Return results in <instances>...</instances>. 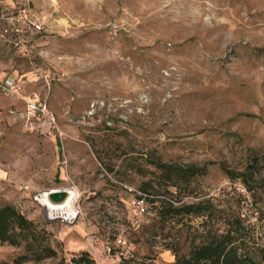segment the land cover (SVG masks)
I'll list each match as a JSON object with an SVG mask.
<instances>
[{
  "label": "rangeland",
  "instance_id": "rangeland-1",
  "mask_svg": "<svg viewBox=\"0 0 264 264\" xmlns=\"http://www.w3.org/2000/svg\"><path fill=\"white\" fill-rule=\"evenodd\" d=\"M27 1L43 29L24 48L0 38V78L21 76L60 134L31 130L10 105L21 100L0 95V205L55 254L24 259L22 245L0 242V264H84L72 260L82 252L89 264H161L234 219L264 264L251 242L264 226V0ZM156 163L204 172L170 185ZM60 187L75 190L70 221L32 200ZM197 201L205 214L158 217L165 202Z\"/></svg>",
  "mask_w": 264,
  "mask_h": 264
},
{
  "label": "trees",
  "instance_id": "trees-1",
  "mask_svg": "<svg viewBox=\"0 0 264 264\" xmlns=\"http://www.w3.org/2000/svg\"><path fill=\"white\" fill-rule=\"evenodd\" d=\"M156 166L166 174L168 180H170V185H176L178 182H187L192 177L204 172L203 166H187L183 168L166 163H156ZM228 176L241 175L228 172ZM163 209L166 212H158V217L161 221L169 218L168 215L170 217L180 214L198 216L206 212L202 201L180 203L178 205L165 202ZM243 232L244 225L238 219H234V223L227 221V227L224 231L205 236L201 241L191 246L186 256L180 255L176 250H173V260L161 264H252L253 261L249 259L244 248ZM40 240L41 231L37 229L30 219L12 204L0 205V242L22 245L27 253L22 255L24 259L37 260L42 257L53 256L55 254L54 250L42 244ZM251 242L264 258V248L253 240ZM85 256L86 254L82 252L78 258L72 260L74 262H84V264L91 263V260ZM123 264L154 263L144 260L131 262L127 260Z\"/></svg>",
  "mask_w": 264,
  "mask_h": 264
},
{
  "label": "built area",
  "instance_id": "built-area-1",
  "mask_svg": "<svg viewBox=\"0 0 264 264\" xmlns=\"http://www.w3.org/2000/svg\"><path fill=\"white\" fill-rule=\"evenodd\" d=\"M6 0H0V38L13 46L21 45L24 48L26 37L30 34H38L42 31L43 26L39 19L28 8V1L21 0L16 2L12 10H8L4 5ZM24 1V2H23ZM116 27H112L113 32ZM43 80L47 81L50 77L47 73L42 75ZM23 84L21 80L15 76H3L0 78V95L5 97H17L21 100L22 109L21 117L27 127L31 130L46 136L59 135L57 130L55 116L52 111L46 106L44 101L40 100L35 94L24 95ZM103 101L99 105L103 106ZM27 189L26 185H23ZM236 190L241 194H247L244 186L237 183ZM43 190L34 192L32 200L41 207L40 196ZM248 200V199H247ZM242 204H247L246 200L241 201ZM140 201H136V205H140ZM142 210V208H140ZM48 219L50 217L46 212ZM254 221L255 218L252 217ZM258 245L264 248V226H261L258 232ZM115 243L121 244V235L115 236ZM106 253H109L110 248L105 247Z\"/></svg>",
  "mask_w": 264,
  "mask_h": 264
},
{
  "label": "water",
  "instance_id": "water-1",
  "mask_svg": "<svg viewBox=\"0 0 264 264\" xmlns=\"http://www.w3.org/2000/svg\"><path fill=\"white\" fill-rule=\"evenodd\" d=\"M69 191V188H67L66 190H64V188H51L43 190L40 196L41 209L43 211V215L46 217V211L48 210L47 207H56L65 204V201L70 196Z\"/></svg>",
  "mask_w": 264,
  "mask_h": 264
},
{
  "label": "bare ground",
  "instance_id": "bare-ground-1",
  "mask_svg": "<svg viewBox=\"0 0 264 264\" xmlns=\"http://www.w3.org/2000/svg\"><path fill=\"white\" fill-rule=\"evenodd\" d=\"M61 188V187H60ZM67 188H64L66 190ZM70 196L62 206L47 207L46 211L50 217H60L61 220L70 221L76 215V211L73 208V199L75 197V190L69 188Z\"/></svg>",
  "mask_w": 264,
  "mask_h": 264
},
{
  "label": "crops",
  "instance_id": "crops-1",
  "mask_svg": "<svg viewBox=\"0 0 264 264\" xmlns=\"http://www.w3.org/2000/svg\"><path fill=\"white\" fill-rule=\"evenodd\" d=\"M6 1H9V4H13V3H16V1L15 0H6ZM5 1V2H6ZM4 76H7V75H4ZM15 77H17L16 75H14ZM11 77V76H10ZM17 78H19L20 80H21V82H22V84H23V87H24V85H25V82L21 79V76L20 77H17ZM1 101V100H0ZM5 101V100H4ZM18 101V100H17ZM6 103V102H5ZM4 103V104H5ZM20 103V102H19ZM4 104H1L0 103V105H4ZM12 107H13V110L14 111H17L18 112V115L21 117V109H22V106H21V108L20 109H16V105H17V103L16 102H13V103H11L10 104ZM12 111L10 110V109H8V113H11Z\"/></svg>",
  "mask_w": 264,
  "mask_h": 264
}]
</instances>
